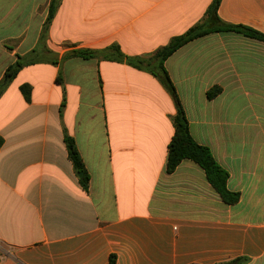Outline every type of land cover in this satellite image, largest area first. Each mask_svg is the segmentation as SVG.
Segmentation results:
<instances>
[{
	"label": "crops",
	"instance_id": "obj_1",
	"mask_svg": "<svg viewBox=\"0 0 264 264\" xmlns=\"http://www.w3.org/2000/svg\"><path fill=\"white\" fill-rule=\"evenodd\" d=\"M51 1L0 0V80L24 63L0 97V264H264V42L213 32L164 63L192 139L239 194L227 205L196 163L166 171L176 104L126 61L213 0H56L45 28ZM217 16L264 35V0H220ZM74 50L96 57L64 59Z\"/></svg>",
	"mask_w": 264,
	"mask_h": 264
},
{
	"label": "trees",
	"instance_id": "obj_2",
	"mask_svg": "<svg viewBox=\"0 0 264 264\" xmlns=\"http://www.w3.org/2000/svg\"><path fill=\"white\" fill-rule=\"evenodd\" d=\"M220 0H213L209 6L205 17L201 22L191 27L184 34L172 38L169 43L158 49L152 57L147 60L144 59H126L127 63L138 69H145L156 76L166 89L171 94L174 102L176 104V114L172 118V124L174 127V134L168 146V156L166 171L171 173L183 160H190L196 163L203 171L206 176L207 181L212 186V188L218 193L220 198L227 205H233L237 203L239 199L238 193L230 192L227 188V172L222 169L217 162L214 160L210 149L206 146H202L194 142L192 139L188 122L185 113L177 99L173 84L171 83L168 74L165 71L164 63L174 52L188 44L189 42L205 36L213 32H237L241 33L248 38L257 39L264 42V35H261L249 28L241 26H231L226 25L221 22L217 16V9ZM56 10V0H52L49 8V14L46 22L45 28H47L49 22L54 16ZM116 53L114 55V60H121L122 55L118 52L117 48H113ZM96 57V53L88 50H74L64 56V59L69 58H82V59H92ZM105 58L112 59V57ZM24 66V63L19 58L14 64L7 67L2 79L0 80V97L14 79L18 71ZM25 90V89H22ZM219 92L218 88L210 90L207 93V98L212 99ZM64 142L66 145L68 158L72 162L74 170L77 174L82 173L83 177L81 182L84 188L88 185V175L86 173L85 167L82 163L80 155L76 149L74 140L69 136H64ZM3 140L0 137V148L2 146ZM108 264H115V258L110 257Z\"/></svg>",
	"mask_w": 264,
	"mask_h": 264
},
{
	"label": "water",
	"instance_id": "obj_3",
	"mask_svg": "<svg viewBox=\"0 0 264 264\" xmlns=\"http://www.w3.org/2000/svg\"><path fill=\"white\" fill-rule=\"evenodd\" d=\"M78 177L81 178V177H82V173H79V174H78Z\"/></svg>",
	"mask_w": 264,
	"mask_h": 264
}]
</instances>
